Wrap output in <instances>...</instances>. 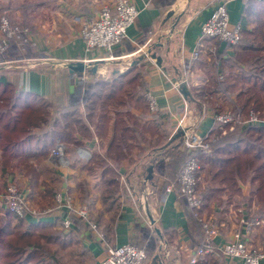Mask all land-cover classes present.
Masks as SVG:
<instances>
[{
  "label": "crops",
  "instance_id": "1",
  "mask_svg": "<svg viewBox=\"0 0 264 264\" xmlns=\"http://www.w3.org/2000/svg\"><path fill=\"white\" fill-rule=\"evenodd\" d=\"M113 1L0 0V13L6 11L12 23L23 24L29 29L24 42L30 46L25 51L32 50L41 56L33 60L35 62L30 67L0 68V80L18 93L44 97L56 110L53 118H58L57 111L68 107L69 97L79 82L110 84L132 72L122 79L126 84L131 81L129 78L133 73H140L139 69L143 71V88L137 80L139 75L134 79L137 89L142 91L140 94L122 95L123 103L120 105L115 101L104 103V97H99L91 114L80 108L88 134L75 135L78 145L69 144L70 169L61 174L55 171L56 175L48 182H54L55 191L62 193L66 190L76 197V186L86 183L92 197L91 204L85 203L91 209L89 221L96 224L97 232L110 246L136 245L148 255L146 264H186L203 231L190 222L186 204L178 193L164 194L167 186L173 185L177 189V184L169 176L176 175L172 168L166 173L163 168L174 158L173 153L179 152L174 144L175 140H180L176 125L185 106L190 112L188 122L197 124L195 129L199 133L207 134L214 130L216 125L210 114L213 109L207 107L208 112L203 115V105L198 99L211 96L206 94L207 88L214 91V61L234 60L235 57L234 50L228 51L216 42L207 44L206 51L194 61L190 60V54L201 36L203 24L219 5L225 7L232 25L238 24L242 31L249 34L257 32L258 36L264 37V25L262 30L258 27L256 31L257 22L264 20V0H129L139 14L128 28L127 38L112 54L114 62L127 59V66L119 69L111 67L116 64L113 60H106L104 52L87 49L80 36L81 20L94 17L103 5ZM24 37L23 34V40ZM131 57L135 58L131 60ZM69 62L71 65L67 64ZM78 62L89 69L83 73H70L69 66ZM53 63H61V74L55 73ZM93 68L95 70L91 72ZM83 75L86 77L82 78ZM183 79L187 84L175 88L174 83ZM185 90L188 95L184 94ZM147 94L155 98L157 112L149 111ZM117 112L120 117L116 116ZM119 118L123 120L122 126H119ZM76 148L87 150L92 159L86 163L79 161L75 158ZM42 163L47 167L53 165L49 159ZM101 163L106 164L113 174H104L99 167ZM9 164L3 166L0 152V190L5 179L11 182L15 179L20 187L21 183H27L29 175ZM37 176L30 177L37 179ZM109 176L117 182L115 193L110 192L113 190L104 182ZM247 185L238 182L234 197L242 199L244 204L238 202L237 205V201L228 200L221 194L203 200L200 215L203 218L215 216L221 224V229H216L215 244L228 241L232 220L241 219L248 210L250 198L248 201L244 198L250 196L251 189ZM103 194H107L105 198H111L103 199ZM76 199L79 200L78 197ZM66 216L59 213L42 219L58 229L61 217ZM35 219L38 218L24 220L29 224ZM71 222V232H62L74 238L73 243L76 244L72 245L82 249L80 264H101L105 248L98 233L80 220ZM251 239L249 245H255L254 236ZM222 261L224 264L240 263L239 260Z\"/></svg>",
  "mask_w": 264,
  "mask_h": 264
},
{
  "label": "trees",
  "instance_id": "2",
  "mask_svg": "<svg viewBox=\"0 0 264 264\" xmlns=\"http://www.w3.org/2000/svg\"><path fill=\"white\" fill-rule=\"evenodd\" d=\"M242 35L247 39L251 36L244 30ZM247 39L239 44V50L235 52L234 60L221 61L222 63L214 61L213 63V69L216 72L218 70L221 73L222 68H231L239 73L240 78L236 76L235 80L234 74L229 72L225 75V81L222 84L225 91L235 95V105L237 106L234 107L235 113L245 112L252 101H255L254 104H259L260 93L264 91V81L257 79L261 75L264 77V53L260 56H253L256 52L264 51V45L253 47L250 43L244 44ZM130 50L132 51V49ZM16 52L18 51L11 43L3 53H0V60L4 59L7 54L17 55L14 54ZM238 58L245 62L237 64L235 60ZM246 64L250 68L248 72L245 71ZM131 73L124 75L127 77ZM124 75L110 84L96 81L79 82L74 93L69 97L68 107L58 110V118L52 120L48 119L50 103L44 97L32 93H18L11 85L0 80V152L3 166L7 167L12 159H16L18 160L17 165H29L30 169H27L26 174L32 177L37 176L38 173L36 168H33V163L40 164L57 140L75 146L78 145L76 134L79 136L88 134L80 108H84V112L89 111L88 113L91 114L95 109V101L99 97H104L106 102L115 101L120 105L123 103L122 95L127 93L136 95V93H129L128 88L133 89L134 85L136 88L134 79L138 74L133 73L129 78L131 81H127L126 84L122 80ZM249 78L251 79L248 81ZM238 80L242 81L240 87L237 86ZM251 80L253 83L247 86ZM212 87L214 92L219 90V85L215 81L212 83ZM184 94L188 95L186 90ZM116 116L120 117L119 112ZM118 123L119 126H122V118H119ZM257 126L242 125L232 132L227 131L224 136H221V130L217 126L213 131H210L211 134L219 136V139L213 143L211 155L202 158L203 163L208 166L207 170L204 167L203 169L207 171L208 182L216 185L213 188H208L205 194L202 193L203 200L217 194L236 193V179L238 178L244 180V183H251L250 200L255 197L258 198V201H264V123ZM117 145L121 147L120 144L117 143ZM176 153H180L181 156L174 157L163 168L165 169L164 173L167 169L172 168V172L175 174L180 164L186 159L184 153ZM30 164L32 165L30 166ZM105 165L101 163L100 170L104 171V174L107 173L106 175L113 174V171ZM87 167V165L84 166L85 169ZM159 168L162 167L159 166ZM169 176L175 181L173 174ZM104 182L109 189L113 190L110 192L115 193L117 182H114L110 176L104 179ZM222 183L227 185L221 186ZM82 185L80 184L79 187L81 194L85 196L83 199H86L88 195ZM227 188L230 191L226 193ZM110 198L107 196L105 199ZM90 202L87 204H91ZM27 218L29 217L25 219ZM35 220L28 224L24 219L11 213L0 215V264H60L55 252L49 251L50 247L57 246L66 249L72 244H76V242L73 243V237L56 231L53 224L42 218ZM74 222L77 221L74 220ZM190 222L199 227L198 222L193 218H190ZM213 257L215 258V256ZM213 257L205 256L197 264H207L208 260L214 259ZM214 261L212 263L216 264ZM262 263L264 264V262Z\"/></svg>",
  "mask_w": 264,
  "mask_h": 264
},
{
  "label": "built area",
  "instance_id": "3",
  "mask_svg": "<svg viewBox=\"0 0 264 264\" xmlns=\"http://www.w3.org/2000/svg\"><path fill=\"white\" fill-rule=\"evenodd\" d=\"M248 2L250 0H244ZM261 2L263 0H255ZM138 10L129 0H114L111 4L103 5L94 17L83 18L80 22V36L87 49L102 51L107 54L106 60L113 59L112 54L118 46L127 38V30L132 26L137 17ZM21 31L19 27L10 24L4 14L0 15V53H3L11 43H19ZM242 39V28L240 25H232L229 21L226 9L223 5L217 6L205 21L201 28V36L196 41L194 50L190 54V60H196L206 51L207 44H221L229 51H233L239 46ZM212 47V46H211ZM209 51V50H208ZM59 71V70H57ZM218 84L223 82V78L218 72L216 75ZM187 84L186 79L174 83L175 88ZM147 104L150 112H157L155 98L147 94ZM203 115L208 110L205 107ZM214 124L221 130V136L227 131L232 132L236 127L242 125H259L261 120L257 115L250 112L247 119L244 120L239 113L231 114L224 112L217 115L210 113ZM190 112L184 107L183 115L178 120L176 129L180 132L182 150L187 158L179 166L175 175L177 189L173 185L165 188L164 194L176 192L184 200L188 215L196 220L203 231L200 241L191 251L186 264H197L204 256L213 255L222 256L225 260H239V264H261L264 261V252L249 245L248 233L250 230L260 224L255 219L251 222H245L244 217L240 219V227L236 228L231 237L224 244H215L214 238L217 235L216 229L218 221L215 216L210 218L199 219L200 210L203 206V196L198 192L199 185L198 172L200 171L199 160L196 159L195 153L209 155L212 144L218 141L219 136L216 134L197 132L196 125L189 123ZM186 118V120H185ZM229 127V130H228ZM49 158L53 165L63 171L69 169L71 160L65 153V146L57 142L51 150ZM75 158L81 162H88L91 159L90 153L83 148L75 149ZM65 180V177L63 178ZM54 206L41 212L28 208L27 199L17 189V187L8 183L5 189L0 193V211L12 213L20 219L26 217L45 218L56 214L67 216L60 219L59 226L65 232H71V217L76 216L87 224L94 232H97V226L88 220L89 211L86 207L74 209L71 206V197L65 190L58 192L53 197ZM99 240L104 243L105 258L101 264H146L148 256L146 252L133 244H124L121 246H110L105 237L98 233Z\"/></svg>",
  "mask_w": 264,
  "mask_h": 264
},
{
  "label": "rangeland",
  "instance_id": "4",
  "mask_svg": "<svg viewBox=\"0 0 264 264\" xmlns=\"http://www.w3.org/2000/svg\"><path fill=\"white\" fill-rule=\"evenodd\" d=\"M0 14H4L7 17L8 21L10 22V24H12V25L14 24V23H12L10 21L9 16H8V13H6V11L5 12H1ZM14 25L17 26V27H19V29L21 31L19 43H17V44L13 43V45L15 46V48H16V50L18 52L14 53V54H17V55L7 54L4 59H1L0 60V68H3V67L4 68H15V66L16 67H30L35 62L33 60H37V59L41 58V56H39L38 54L33 53L32 50H26L25 51L26 47L30 46L29 43H26L25 44V42H24V41H26V36H28V33H29L28 27H25L23 24L22 25L20 24V26H19V24H14ZM263 25H264V20H261V21L257 22L256 31H257L258 27H259V30H262ZM26 33H27V35H26ZM23 34L25 35L24 40H23ZM263 38L264 37L258 36L257 35V32H254V35L251 34V36L248 37V39L245 36L242 35L241 41L247 39L246 41H244V44H249L250 43V44H252L253 47H258L259 45H262V46L264 45V39ZM238 47L239 46H237L234 49V53H233L234 56H235V52L238 49ZM22 51H24V52H22ZM263 53H264V51H260V53L259 52H256L253 56H260ZM20 57H21V59H18ZM27 58H32V60H27ZM134 58L135 57H131L130 59L133 60ZM135 60L137 61L138 59H135ZM237 60H235V62L237 64H243L245 62V60L243 62L239 58ZM112 62L114 64H116L115 66L113 64L111 65V67L112 68H115V69H119L121 67H126L127 66V63H128L127 62V59L126 60L124 59L122 61H115V62L113 60ZM241 62H243V63H241ZM219 63H222V62L219 61ZM67 64L68 65H71L70 62L67 63ZM52 65H53V69H54L55 73H57V74H61L62 73L63 68L61 67V63H53ZM129 66H130V64L128 65V67ZM87 69H89V68H87ZM57 70H59V71H57ZM222 70L223 71L220 73V75L223 78V82L225 81V75H227L229 72L231 74H234V77L233 78L235 80H236V76H238V78H240L239 77V73L235 72V70H232L231 68L230 69L229 68H224V69L222 68ZM249 70H250V68L246 64L245 71L248 72ZM139 72L140 73H137L139 75V78L137 80H138V82L139 81L141 82V83L139 82L140 83L139 85H141V87L143 88L144 87V79H143V76L144 75L142 73L143 71H141L140 69H139ZM213 72H215L214 73V76H215L214 77L215 78L214 81L218 84V80L216 79V75H218V70L216 72L213 69ZM88 74H87V78H88ZM84 76L85 75H83L82 78H84ZM251 78H249L248 81ZM257 79H262L261 81H264V77L262 75H261L260 78H257ZM238 81L239 82L237 83V86L240 87V85L242 84V81H240V80H238ZM82 82H84V81H82ZM223 82L218 84L219 85V90H217L215 92L212 91V89H208V88L206 89V94H208V93L211 94V96H209L208 99H205V97H202L201 96L200 99H198V100H199V102L202 103L203 107H206V110H208L207 107H210L211 109H213V111H211V112L212 113H216L217 115L222 114L224 112H230L231 114H235L234 107H237L235 105L236 104V102H235V95L233 93H230L229 91L227 92V91H225L223 89V85H222ZM252 83H253V81L251 80L247 84V86L249 84H252ZM127 86L130 87L129 85H127ZM134 86L132 87L133 89H130L131 87L128 88V92L129 93H132V94L136 93V95L140 94V92H142V91L139 92V89H137V87L134 88ZM254 95L256 96V94H254ZM260 96H261V98H259V102H260L259 104H254L255 101H252L251 103H249L248 107L245 109V112L238 111L236 113H239L241 115V117L244 120H246L248 114L250 112H252L253 114L257 115L258 119L261 120V122H264V91L260 93ZM103 102L106 103L105 100ZM214 110H216V111L219 110V111L216 112ZM55 111L56 110H53V107H50L48 109V112H49L48 119H51V120L53 119V116L55 114L54 113ZM250 125L258 127L257 125H254V124H249V126ZM237 128L238 127H236L235 129H237ZM228 130H229V127H228ZM57 142L62 143L65 146L66 156L70 160V158H71V156H70V151L71 150L69 149L70 148V145L69 144H66L64 142H60V141L57 140L53 144L52 148L50 149L49 154L47 155V157L44 158L42 160V162L45 161V160H47V159H49L50 162H51V164H53V161L49 158V155H50L51 150L57 144ZM180 143H181V139L179 141L178 140H175V143L174 144H175L176 150L178 149L179 152L184 153L183 150H182V145L183 144H180ZM149 144H150V142H149ZM213 146H214V144H212V148L211 149H213ZM211 152H212V150H211ZM211 152H210L209 155H204V154H199V153H195L194 154L195 157H196V159L199 160V166H200V171L198 172V176L200 177V179H199V185L197 187V190H198V192L203 193V194H205L206 191H208V188H213L216 185V184H210L208 182V180H207V174H206L207 171H205L203 169V167L205 169L208 167L207 165H205L203 163V159L205 157L210 156L211 155ZM173 155H174L175 158H178V157L181 156L180 153H178V154L177 153H173ZM186 158H187V156H186ZM17 162H18V160H16V159L13 160L12 159L9 163L12 164V166L19 167L20 170H21V172H24V171L27 172V169H30V168H28L29 165H26V164L17 165ZM42 162H40V164ZM40 164L38 162L33 163V168H36L37 169V173L39 171V173H38L39 176H37V179H31V177H30L31 175H29V177H27V179H26V182L27 183L24 184V185H22V183H21V187L17 184V182H16L15 179H13L12 182L11 181H7L5 179L4 182L2 183L3 186L1 187L2 189L0 190V193H2V191L5 189V187L7 186L8 183H12L23 194V196L25 197V199H27V202H28V205L27 206L31 210L34 209L36 211L41 212V211H43L45 209L52 208L54 206L53 197H54L55 194L58 193V191H55V189H54V187H55L54 182L49 183L48 181H49V179L54 178V175H56L55 174L56 173L55 171L58 170V173L61 174L62 173V170L57 169L54 165H49L48 164L49 167H47V166L43 165V163H42V168H41L40 167ZM31 165L32 164H30V166ZM70 167H71V165H70ZM70 167H69V169H70ZM17 173H19V172H17ZM176 173H177V171H176ZM33 177H35V176H33ZM236 180H237L236 181L237 184H238V182H240L241 184H244V185H247L248 184L247 186H249L250 189H251V183H248V182L247 183H244V180L242 181V180H240L238 178ZM80 184H83L82 185L83 188L86 190V192H87V190L89 192L88 186H86V183L85 182H82ZM80 184H78L76 186V188H75L77 190V197L79 198V200L76 199L77 198L76 196H73V194L71 195L69 193V195L71 197V206L74 209H79V208H82V207H86L87 210L89 211V214H88V220H89V217L91 215V209H90L89 205H87L85 203H87L89 201H92V197L90 195V192H89V194L87 192V195L88 196L86 197V199H83L84 194L83 195L81 194V189L79 187ZM226 185H227L226 183H222L221 184V186H226ZM229 191L230 190L227 188L226 193L229 192ZM227 194H229V193H227ZM227 194L226 195L225 194H221V195L227 196L228 197V200L237 201L236 202L237 205H238V202H241V203L244 204V202H242V199L239 200L237 198H234L235 195H237V193H232V194L230 193L229 195H227ZM106 195L107 194H103L101 197L104 199ZM230 197H233L234 199H230ZM249 198H251V197L249 196L246 199L244 198V200L245 201H248ZM252 198L253 199L249 200L248 210L246 212H244V215L242 217H244V221L245 222H251V221H253L255 219L259 220L260 224L258 226H256L255 228H253L252 230L249 231V233H248L249 235H248L247 239H248V241H250V240H252L251 239L252 236H254V241L256 243H255V245L254 244H251L252 247L255 248V249H258V250H262L264 252V201H262V200L261 201H258V198L256 199L255 197H252ZM5 213H8V212L0 211V215L1 216H3ZM198 218L199 219H204L200 214H199ZM74 220H77V221L80 220V221H82V219H80V218H78L76 216H72L71 217V221H74ZM217 221H218V226H219L218 227V231H219V229H221V224L219 223V220H217ZM232 221L233 222H232L231 225H233V227H232L231 232H230V237H231L232 233L235 231V229L240 227V218H236V220H232ZM82 222L84 223V221H82ZM199 227H201V226H199ZM56 231H58V232H62V231L65 232V230L62 229L61 227L58 228V229H56ZM49 251L50 252H55V255H56V257H57V259H58V261H59L60 264H80L82 262V256H83L82 253H83V251H82V249H80L79 246L72 245L71 247H68L67 249H63V248L61 249L60 247L58 248L57 246H54V247H50V250ZM221 259L224 260V258L222 256H217L213 260H210V261L208 260L207 261L208 262L207 264H213L212 261H214V260H215L214 262L216 264H224V262Z\"/></svg>",
  "mask_w": 264,
  "mask_h": 264
},
{
  "label": "water",
  "instance_id": "5",
  "mask_svg": "<svg viewBox=\"0 0 264 264\" xmlns=\"http://www.w3.org/2000/svg\"><path fill=\"white\" fill-rule=\"evenodd\" d=\"M88 67L85 64H82L81 62H78L72 66H69V72L73 73V72H79L82 73L84 70H86ZM95 68H93L92 70H90L91 72H94ZM150 171V170H149ZM151 223L153 224V222L151 221Z\"/></svg>",
  "mask_w": 264,
  "mask_h": 264
}]
</instances>
